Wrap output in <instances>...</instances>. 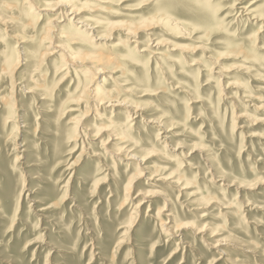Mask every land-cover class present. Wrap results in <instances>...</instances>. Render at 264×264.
<instances>
[{
	"label": "rangeland",
	"instance_id": "rangeland-1",
	"mask_svg": "<svg viewBox=\"0 0 264 264\" xmlns=\"http://www.w3.org/2000/svg\"><path fill=\"white\" fill-rule=\"evenodd\" d=\"M182 2L0 0V264H264V0Z\"/></svg>",
	"mask_w": 264,
	"mask_h": 264
},
{
	"label": "bare ground",
	"instance_id": "bare-ground-1",
	"mask_svg": "<svg viewBox=\"0 0 264 264\" xmlns=\"http://www.w3.org/2000/svg\"><path fill=\"white\" fill-rule=\"evenodd\" d=\"M178 1V0H177ZM171 2V1H170ZM183 2H184V0H183ZM183 2H182V4H183ZM196 2V1H195ZM197 4H199L198 2H197ZM200 5V4H199ZM187 7V6H186ZM10 7H8L7 9H9ZM64 17H66V16H68V17H66V21H67V26H70L72 23H74V24H76V25H78V28H74V31H76V30H81V33L82 32H84L85 33V31L84 30H88V32H90L91 33V37H92V34L94 33V29L90 26V25H88V24H85L83 21H81L80 19H78V16L80 15V13L78 12V11H76L75 9H70V10H67L66 12H64ZM60 22H55L54 24L55 25H51V27H50V29L51 28H55V27H57L56 25L57 24H59ZM48 30L47 31V33H46V35L47 36H49L50 35V33H51V30ZM58 29H59V27H58ZM63 33V34H62ZM61 33V36H57L58 38H60V39H63V38H66L67 37V34L65 33V32H62ZM85 34H87V33H85ZM55 49H58L59 50V48H55ZM60 51V50H59ZM61 52V51H60ZM63 53V52H62ZM54 54V53H53ZM155 55V54H154ZM27 59H29V60H31L32 59V56H28V58ZM77 60H80V61H82V59H77ZM85 60H89L92 64H96V65H100L101 63H103V62H108L110 59L109 58H107V57H102V56H93V55H91V56H87V57H85L84 58V61ZM31 63H34V60L32 59V62ZM78 62H76L75 60H72L71 62H69V64L70 65H76ZM97 73V72H96ZM98 82V80L97 79H95V81L93 82V83H96V85H98V87L96 86V89L93 87V86H85L84 87V89H83V91H82V93L83 94H87L88 95V97H86L87 98V100H91V101H97V100H99V98H101L100 97V95L102 94V92H103V81L101 80V82H100V84L99 83H97ZM98 89V90H97ZM25 93H27V92H25ZM139 110H135V111H133L132 113H130L129 114V116L127 117V122L126 123H128L129 121H132L133 120V116H138L137 115V112H138ZM101 121V119H100V116L99 115H96L95 116V121ZM46 124H47V122L46 121H44ZM126 123H124V125H126ZM127 126V125H126ZM124 127V126H123ZM130 127V125L127 127V128H129ZM60 127L59 126H57L56 127V130L54 131V133H57L58 135H56V136H59V137H61L62 135H61V132L63 131L61 128L59 129ZM125 128V127H124ZM59 129V130H58ZM114 132H118L117 134H114ZM103 133H109V134H107L109 137H112V138H110L109 139V137H108V139H107V141H108V143H110V142H113L114 144H112V145H114V146H117L116 144H115V142H119V141H121V138L124 136L123 135V133H121V130H119V128L118 127H112V129L110 130L109 128H108V126H104V127H101V128H99V134L97 135V136H101ZM110 134H112V135H110ZM123 135V136H122ZM164 136V135H163ZM166 137H168V136H165V137H162V140L163 139H167ZM60 146V145H59ZM59 147H58V145H56L55 146V148L54 149H58ZM118 150H120V148H118V149H110V150H106V153L108 154V155H110V156H112V157H116V156H118L117 155V151ZM130 159V158H129ZM143 161V160H142ZM141 171V173L139 174V177L142 179V178H144V180L145 181H148V182H155V183H158L159 181H161V177H159L157 174H155V173H149L147 170H145V169H141L140 170ZM170 177V176H169ZM139 178V179H140ZM136 182V181H135ZM131 183H128V185L126 186V187H124L123 189H122V193H123V195H124V197L123 198H121L120 199V201H122V205H123V203H125L126 201H128L129 202V200H134V199H136L137 197H141V199L139 200V204L138 205H141L142 204V201H144V200H146V199H148L149 197H151V195H149L148 194V192H144V191H142L143 192V194L142 193H136L135 195H134V197L132 198L131 197V195H130V187H129V185H130ZM151 185V187L152 188H155V189H158V190H164V187L161 185V184H150ZM185 188H183L182 187V191L184 190ZM181 192V191H180ZM180 192H179V194L178 195H183V194H180ZM155 194V193H154ZM153 194V195H154ZM156 195L158 196H162V193L161 192H156ZM127 202V203H128ZM141 202V203H140ZM145 202V201H144ZM137 205V206H138ZM165 211L166 212H168V214L166 215V216H164L165 218H168V220H170V223L172 224V214H171V210L169 209V210H166L165 209ZM158 224V223H157ZM162 227H165V229L167 230L168 229V232H170L169 230H173V228L171 227V226H169V223H167V224H163L162 225ZM167 227V228H166ZM184 229H186L185 227H180V231H182V230H184ZM200 230H199V232L198 233H201L202 232V230H203V228H199ZM60 233H62V232H60ZM71 237V236H70ZM167 237V236H166ZM69 240H71V238H69ZM167 240V239H166ZM169 240V239H168ZM167 242V241H166ZM141 249V248H140ZM217 260H219V259H217ZM217 260H215V261H217ZM215 263V262H214Z\"/></svg>",
	"mask_w": 264,
	"mask_h": 264
}]
</instances>
